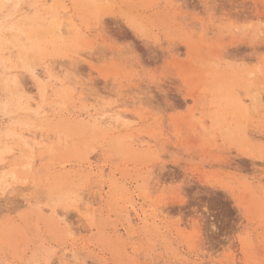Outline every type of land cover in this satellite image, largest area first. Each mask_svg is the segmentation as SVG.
Wrapping results in <instances>:
<instances>
[{
  "label": "rangeland",
  "instance_id": "obj_1",
  "mask_svg": "<svg viewBox=\"0 0 264 264\" xmlns=\"http://www.w3.org/2000/svg\"><path fill=\"white\" fill-rule=\"evenodd\" d=\"M0 264H264V0H0Z\"/></svg>",
  "mask_w": 264,
  "mask_h": 264
},
{
  "label": "bare ground",
  "instance_id": "obj_2",
  "mask_svg": "<svg viewBox=\"0 0 264 264\" xmlns=\"http://www.w3.org/2000/svg\"><path fill=\"white\" fill-rule=\"evenodd\" d=\"M1 8H2V7H1ZM37 13H38V12H37ZM57 15H58V14H57ZM36 16H37V15H36ZM36 16H35V17H36ZM42 17H43V16H42ZM48 17H49V16H48ZM25 19H28V18H25ZM29 19H30V18H29ZM51 19H52V18H51ZM43 20H45V19H43ZM48 21H49V20H48ZM16 26H17V24H16ZM38 26H39V25H38ZM47 26H48V25H47ZM48 27H49V26H48ZM58 27H59V26H58ZM3 28H4V27H3ZM47 30H48V28H47ZM15 31H16V30H15ZM22 31H23V30H22ZM59 31H60V30H59ZM61 31H62V30H61ZM61 31H60V32H61ZM239 31H240V30H239ZM260 31H261V30H260ZM262 31H263V30H262ZM53 32H54V31H53ZM52 34H53V33H52ZM253 34H254V33H253ZM30 35H31V34H30ZM39 36H41V35H39ZM54 36H55V35H54ZM52 43H53V42H52ZM257 46H258V45H257ZM23 48H24V47H23ZM2 60H3V59H2ZM10 101H11V100H10ZM10 103H11V102H10ZM10 103H9V104H10ZM12 103H13V102H12ZM16 104H17V103H16ZM7 106H8V104H7ZM86 124H87V123H86ZM102 125H104V123H103ZM101 133H102V132H101ZM3 160H4V159H3Z\"/></svg>",
  "mask_w": 264,
  "mask_h": 264
}]
</instances>
